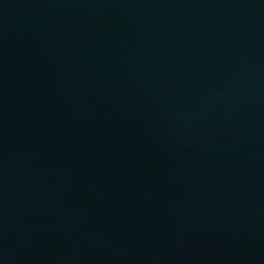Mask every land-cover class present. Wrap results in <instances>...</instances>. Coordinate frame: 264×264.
I'll return each mask as SVG.
<instances>
[{"label": "water", "instance_id": "1", "mask_svg": "<svg viewBox=\"0 0 264 264\" xmlns=\"http://www.w3.org/2000/svg\"><path fill=\"white\" fill-rule=\"evenodd\" d=\"M116 42L264 122V0H0Z\"/></svg>", "mask_w": 264, "mask_h": 264}]
</instances>
